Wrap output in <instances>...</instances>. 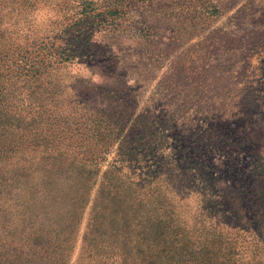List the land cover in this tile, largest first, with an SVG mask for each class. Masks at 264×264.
I'll return each mask as SVG.
<instances>
[{
	"label": "rangeland",
	"instance_id": "1",
	"mask_svg": "<svg viewBox=\"0 0 264 264\" xmlns=\"http://www.w3.org/2000/svg\"><path fill=\"white\" fill-rule=\"evenodd\" d=\"M0 53L38 70L0 77V154L35 170L7 189L12 228L50 225L80 264L127 208L264 264V0H0Z\"/></svg>",
	"mask_w": 264,
	"mask_h": 264
},
{
	"label": "trees",
	"instance_id": "2",
	"mask_svg": "<svg viewBox=\"0 0 264 264\" xmlns=\"http://www.w3.org/2000/svg\"><path fill=\"white\" fill-rule=\"evenodd\" d=\"M19 56L22 58H18ZM12 57L7 59L5 54L0 53V77L6 79L9 84L18 80L23 82L24 77L28 79L38 77L34 62H28L30 56L16 54L15 57L19 60ZM37 141L41 142L42 138L36 139ZM3 157V154H0V264H67L70 241L68 236H62L61 232L54 233L50 225L46 230L41 225L30 224L16 230L15 226L12 228L7 224L15 211L11 207L15 204L10 205L5 197L7 189L20 180L28 184L29 177L35 170L31 164H18L11 160L6 161ZM25 160L26 158L22 161ZM45 184L49 182L46 181ZM35 189V184L28 188L30 194L32 191L35 192ZM38 191L44 195L49 193L48 190L41 188H38ZM33 207L26 206L25 210L29 212L31 218L32 216L36 218L35 212L38 210L32 209ZM120 210L122 212L120 216L114 210L107 219L94 220L87 241L90 252L81 257L80 264H231L229 256L232 253L231 248L227 246L226 240L219 238L218 235L211 249L201 243L199 249L192 250L188 246L189 241L178 233L167 238L161 237L159 228L167 227L162 220L134 223L133 215L128 213L127 208L124 212ZM34 222L38 223L36 220ZM27 226L32 229L26 231ZM138 226L145 227L141 232L142 236L139 237V234H134L135 227ZM65 227L69 229L71 224ZM6 231L12 233L7 235Z\"/></svg>",
	"mask_w": 264,
	"mask_h": 264
}]
</instances>
